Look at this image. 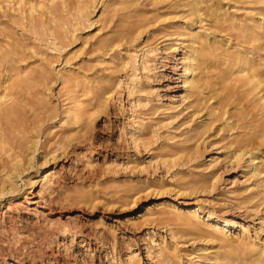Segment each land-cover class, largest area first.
I'll use <instances>...</instances> for the list:
<instances>
[{
    "label": "rangeland",
    "instance_id": "374dc122",
    "mask_svg": "<svg viewBox=\"0 0 264 264\" xmlns=\"http://www.w3.org/2000/svg\"><path fill=\"white\" fill-rule=\"evenodd\" d=\"M15 1L0 0V94L17 76L0 103V184L41 141L14 206L0 200V264H264V0H25L43 5L34 15ZM196 39L200 84L186 93L182 61ZM75 97L91 113L80 123L66 114ZM241 147L253 150L243 162ZM211 155L215 186L202 166ZM166 207L214 211L247 240L210 242Z\"/></svg>",
    "mask_w": 264,
    "mask_h": 264
},
{
    "label": "bare ground",
    "instance_id": "6f19581e",
    "mask_svg": "<svg viewBox=\"0 0 264 264\" xmlns=\"http://www.w3.org/2000/svg\"><path fill=\"white\" fill-rule=\"evenodd\" d=\"M12 1V0H11ZM41 1V0H40ZM44 1V0H43ZM50 1V6H53V5H55V3H56V1L57 0H49ZM63 1V0H62ZM65 1V0H64ZM17 4H19L20 6H28V12L31 14V15H34V14H37V13H39L40 11H42V9H43V5L42 4H33V3H29L28 5L26 4V2H25V0H18V2L17 1H15ZM38 2H39V0H38ZM58 2V1H57ZM60 3H61V1H59ZM94 2V1H93ZM12 3H14V2H12ZM15 3V4H16ZM35 3V2H34ZM67 3V2H66ZM198 3V2H197ZM197 3H196V5H197ZM64 4V3H63ZM12 5H14V4H12ZM11 5V6H12ZM67 5V4H66ZM15 6V5H14ZM17 6V5H16ZM65 6V5H64ZM103 6V5H102ZM199 6H200V4H199ZM46 7H47V5H46ZM49 7V6H48ZM61 7V6H60ZM66 7V6H65ZM67 7H68V5H67ZM21 8V7H20ZM45 8V7H44ZM55 8V7H54ZM63 8V7H62ZM200 8V7H199ZM17 9V8H16ZM18 9H19V7H18ZM52 9V8H51ZM55 9H57V7L55 8ZM54 9V10H55ZM84 8H82V10H83ZM54 10H51V12L53 11V12H55ZM87 10V12L86 13H88V9H86ZM21 11V10H20ZM26 12V11H25ZM219 12V11H218ZM27 13V12H26ZM104 13H105V11H104ZM103 13V14H104ZM54 14V13H53ZM85 14V13H84ZM81 18H83L84 20H85V16L83 15V12L81 11V9H80V12H79V14H78ZM219 16H220V13L218 14ZM38 16V15H37ZM197 16H198V14H197ZM25 17V16H24ZM50 17H51V13H50ZM199 19V18H198ZM206 19H208V18H206ZM216 19H217V16H216ZM25 20H26V18H25ZM55 20V19H54ZM30 21L32 22V20L30 19ZM35 21V20H34ZM90 21V20H89ZM205 21V20H204ZM221 21V20H220ZM40 22V21H39ZM55 22V21H54ZM80 22H82V21H80ZM200 22V21H199ZM29 23V22H28ZM218 23V22H217ZM32 24V23H31ZM35 24H36V22H35ZM49 24V23H48ZM33 25V24H32ZM56 25V24H55ZM32 27V26H31ZM61 27V26H60ZM66 27V26H65ZM34 28H37V27H35L34 26ZM41 29H43V26L41 27ZM54 29V28H53ZM52 29V30H53ZM57 29V28H56ZM44 30V29H43ZM42 30V31H43ZM48 31H49V29H48ZM41 32V31H40ZM45 32V31H44ZM53 32V31H52ZM52 32H50V33H52ZM41 34V33H40ZM43 35H45L44 33H42V37H43ZM48 35V34H47ZM39 36V35H38ZM46 36V35H45ZM44 36V37H45ZM55 36V35H54ZM52 37V44H53V47L54 48H56V46H57V41H58V39L56 38V37ZM60 36V35H59ZM44 37H43V41H44ZM50 37V36H49ZM63 37V36H62ZM180 37V36H179ZM41 38V37H40ZM46 38V37H45ZM47 39H49V38H47ZM60 39H61V36H60ZM204 39V38H203ZM183 40V39H182ZM187 40H190V39H187ZM206 40V39H205ZM38 41V40H37ZM185 41V40H184ZM9 42V41H8ZM11 42V41H10ZM41 43H42V41H40ZM49 43H50V39H49ZM203 43V42H202ZM189 44V43H188ZM199 43H198V40L196 39L195 40V42H193L191 45H185L186 46V49L187 50H185V52H184V58H183V61H182V64H183V71H184V73H183V75H182V78H183V87H184V89H185V91H186V93H188L191 89H193L194 87H198L199 86V84H200V82H199V80L197 79V77H198V74H197V71H198V60H199V58H200V50H199V48H195V46L196 45H198ZM110 45H112V44H110ZM175 46H178L179 44L178 43H175L174 44ZM180 45H182V44H180ZM210 45V44H209ZM227 45V47L229 48V46H228V44H226ZM19 46V45H18ZM109 46V45H108ZM107 46V47H108ZM168 46V45H167ZM167 46H166V48H167ZM169 47V46H168ZM201 47V46H200ZM226 47V48H227ZM109 48V47H108ZM175 48V49H174ZM174 48H172V47H170V49H174L173 50V52L175 51V52H177L179 49L177 48V47H174ZM190 48V51L188 50ZM225 48V49H226ZM224 49V48H223ZM27 50V49H26ZM112 49H110V51H111ZM230 51H231V49H230ZM154 53V51L153 50H151L150 48L148 49V50H146V51H144V53H143V64H145V65H147L148 64V59L151 57V55ZM203 54V53H202ZM24 55V54H23ZM26 55V54H25ZM27 56V55H26ZM25 56V57H26ZM24 58V57H23ZM27 58V57H26ZM25 58V59H26ZM129 58L131 59V60H134V61H136V55L133 53L132 55H130L129 56ZM25 59H23V61L25 60ZM129 59V60H130ZM13 60V59H12ZM11 60V61H12ZM133 61V62H134ZM12 62H14V61H12ZM11 62V63H12ZM25 63V62H24ZM13 64V63H12ZM233 64V63H232ZM1 66H4L3 64L1 65ZM10 66V65H9ZM12 67V66H11ZM10 67V68H11ZM5 68V67H4ZM13 68V67H12ZM12 70V69H11ZM14 70V69H13ZM7 71V68H6V70H5V72ZM8 72V71H7ZM18 72V71H17ZM15 73V72H14ZM13 73V74H14ZM19 73V72H18ZM42 73V72H41ZM47 73V72H46ZM67 73H68V71H67ZM70 73V72H69ZM10 74V73H9ZM247 73H244L243 75H246ZM15 75V74H14ZM17 75V74H16ZM45 75V74H44ZM249 75V74H248ZM68 76V75H67ZM11 77V76H10ZM17 77V76H16ZM16 77H15V79H16ZM68 77H70V76H68ZM8 78V77H7ZM20 78V77H19ZM35 78V77H34ZM71 78V77H70ZM201 78V77H200ZM14 78H13V84H17V82H16V80H15ZM65 79V78H64ZM67 79V78H66ZM65 79V82H67V80ZM73 79V78H72ZM9 80V79H8ZM14 80H15V83H14ZM253 80V79H252ZM252 80H250V81H252ZM44 81H46V80H44ZM71 81V80H70ZM29 82H30V80H29ZM11 83V82H10ZM251 83V82H250ZM253 83V82H252ZM11 85V84H9V85H11V87L10 88H12V86L14 87V85ZM40 84V86H41V83H39ZM38 84V85H39ZM64 84V83H63ZM202 84V83H201ZM9 85H8V81L5 83V87H4V89H2L3 91L1 92V94H0V103H2V102H5L7 99H10V98H12V94H10V88H9ZM50 85V84H49ZM111 85V84H110ZM27 86V85H26ZM39 86V87H40ZM52 86V85H51ZM65 86H66V84H65ZM76 86V85H75ZM47 89V91H49L51 88L49 87H46ZM91 88V87H90ZM87 89V88H86ZM35 90V89H34ZM33 90V91H34ZM112 90V89H111ZM111 90H109V91H106L105 92V94H104V96H103V100H102V102H101V104L105 107V108H107L108 106H109V104H110V102L113 100V97H114V93L111 91ZM45 91V90H44ZM73 91V90H72ZM196 91V90H195ZM14 92V91H13ZM102 93V92H101ZM197 93V92H196ZM40 94H42V92L40 93ZM194 94V93H193ZM13 95H14V93H13ZM43 95V94H42ZM91 95V94H90ZM27 96V95H26ZM29 96V95H28ZM34 96V95H33ZM28 98V97H27ZM46 98H47V96H46ZM76 98V97H75ZM45 99V98H44ZM80 99L82 100V98L80 97ZM79 99V97H77L74 101H73V103H72V105L66 110V114H67V116L69 117V118H71V120L72 121H74L75 123H78L79 121H81L85 116H87V115H90V114H88L89 113V111H87L86 109H85V103L83 102V100L81 101ZM101 99V98H100ZM187 95H185L184 96V98H183V102L185 103L186 101H187ZM99 100V99H98ZM10 101V100H9ZM10 103H11V101H10ZM47 103H48V101H47ZM47 103H45V105L47 104ZM98 103V102H97ZM100 103V102H99ZM98 103V104H99ZM32 104V103H31ZM11 105H14L13 103L11 104ZM19 105V104H18ZM43 106V105H42ZM48 106V105H47ZM69 106V105H68ZM90 107H91V105H89ZM98 106H100V104L98 105ZM28 107V106H27ZM88 107V106H87ZM57 108V107H56ZM3 108H1V110H2ZM44 109V108H43ZM90 109V108H89ZM58 111V110H57ZM64 111V110H63ZM31 112V111H30ZM45 112V111H44ZM43 112V113H44ZM1 113V112H0ZM14 114V112L12 111V110H10L9 111V113H8V115L9 116H12ZM48 115H50L49 113H47ZM6 115V114H5ZM35 115V114H34ZM93 115V114H92ZM7 116V115H6ZM14 116V115H13ZM16 117V116H15ZM34 117H36V116H34ZM48 117V116H47ZM89 117V116H88ZM5 119V118H4ZM85 119H88L87 117L85 118ZM89 119H90V117H89ZM9 119L8 118H6V122L8 121ZM64 120V119H63ZM67 120V119H66ZM65 120V121H66ZM15 121V120H14ZM87 121V120H86ZM62 123H63V121H62ZM80 123V122H79ZM67 124H69V123H67ZM14 125V124H13ZM7 126V125H6ZM37 126V125H36ZM64 126V125H63ZM13 127V126H12ZM11 127V129H13V130H15L14 128H12ZM21 128V127H20ZM23 129V128H22ZM51 129V128H50ZM7 129H5V132H7L6 131ZM52 130V129H51ZM18 130L16 129V132H17ZM24 131V130H23ZM23 131H21V133H23ZM53 131V130H52ZM1 132H3V131H1ZM27 132V131H26ZM25 132V133H26ZM60 134V133H59ZM17 135H18V133H17ZM70 136H72L71 134H69ZM13 136V135H12ZM21 136H22V134H21ZM26 136V135H25ZM6 137H5V135H4V133L0 136V147L2 146V145H6V139H5ZM16 138H17V136H16ZM15 138V139H16ZM20 137L18 136V138H17V140L19 139ZM22 138V137H21ZM26 139V138H25ZM35 139H36V137H35ZM41 139V138H40ZM39 138L36 140V141H34L33 143H31L30 144V146L27 148V151H26V153H25V159L24 158H22V156H17L15 159L17 160L16 161V163H14V164H12V169L10 170H7V172H6V174L5 173H3L2 172V170H1V172L5 175V177H6V179L5 180H3L2 182H1V184H0V200L2 199V198H5L6 196H10L9 198H10V204L9 205H13L14 203H13V201H14V198L15 197H13L14 196V194L16 193V191H17V189H16V185H17V183L20 181V182H22L23 181V178H22V176L24 175V173L26 172V169L25 170H23L22 169V163H23V161H25V166L26 165H28L29 166V168L30 169H33V164H34V162H35V159H36V156H37V153L39 152V147H40V140ZM23 139H20V141H22ZM19 141V142H20ZM24 141V140H23ZM26 141H27V139H26ZM14 142H16L15 140H14ZM18 142V143H19ZM10 144V143H9ZM23 144V143H22ZM15 145V144H14ZM210 145V144H209ZM20 146H22L23 147V145H20V143H19V145H18V148H20ZM26 145H24V147H25ZM42 147V146H41ZM11 148V147H10ZM17 149V148H16ZM22 149V148H21ZM11 151H13L14 149L13 148H11L10 149ZM18 150V149H17ZM202 150L200 149V148H198L197 149V151H196V153H195V157H193V158H195V159H197V160H200V158H202L203 157V155H202V152H201ZM10 152V151H9ZM19 152H20V150H19ZM57 152V151H56ZM252 152H253V150H251V149H247V148H245V147H241V148H239L237 151H236V153H235V159L237 160V161H242V160H244L245 159V157L246 156H248L249 154L251 155L252 154ZM21 153V152H20ZM23 153H24V151H23ZM3 155V154H2ZM14 155V154H13ZM51 156V155H50ZM5 157V156H4ZM11 157H12V155H11ZM210 158V160H208V161H206L205 162V164L204 165H202V166H204L205 167V172L207 171V173L209 174H211V177H212V179H214V184H213V186H215L216 184H217V182H218V177H217V174L216 173H213L214 172V170L213 169H215L214 167L219 163V158H215L214 156H209ZM251 158L250 159H248L249 161H247V162H250L249 164V167H256V169H255V171H257L258 170V165H257V163H256V159L254 158V157H252V156H250ZM3 158V157H2ZM6 158V157H5ZM24 159V160H23ZM51 159V158H50ZM58 159H59V156L58 157H56V156H53V161L56 163L57 161H58ZM194 159V160H195ZM4 160H6V159H3L2 161H4ZM45 162L42 164V167H45V166H47L48 165V162L50 161V160H48L47 161V159L45 158ZM206 160V159H205ZM7 161V160H6ZM6 161H5V166L7 165V163H6ZM203 161H204V157H203ZM1 162V161H0ZM243 162V161H242ZM2 163V162H1ZM23 165V166H24ZM2 166V168H4V165H1ZM24 166V167H25ZM9 167V166H8ZM5 171H6V169H4ZM3 170V171H4ZM2 173H1V175H2ZM50 173V174H49ZM4 179V178H3ZM52 179H54V176L52 175V173H51V171L50 172H48V174H47V176H45V179H44V181H43V187L45 186V185H47L48 183H50V182H52ZM29 183H30V185L32 186V187H34L36 184H37V182H32V180H29ZM91 195V194H90ZM13 203V204H12ZM8 205V206H9ZM14 206V205H13ZM8 208H10L11 209V207L9 206ZM165 210H167V211H171V212H176L177 214H175L174 216H176L177 218H179V219H186V221H187V223L189 224V225H191V226H193V227H195V228H197L200 232H202L203 234H205V235H209L210 236V238H211V240H210V242H214L213 240L214 239H217V238H221L223 241L225 240L224 238H226V240L228 241H232V242H237V241H240V240H243V239H245V241L247 240L246 238H247V236H246V238L245 237H238V236H236V237H234V236H232L231 237V235H228L226 232H225V229H227V228H231V227H233V229L236 227V225H237V223L238 222H235V221H229L228 219H225V216H218L214 211L212 212V211H207L206 212V210H203L201 207H199L198 208V210H195L194 212H191L189 215H185L184 213H182V212H180L177 208H172V207H166V208H164ZM204 214V217H202V215ZM206 218V219H205ZM185 222V221H184ZM244 229H245V226H244ZM197 230V231H198ZM196 231V232H197ZM221 231V234H222V237L220 236V237H218L217 236V233L219 234V232ZM246 231V230H245ZM199 234V233H198ZM246 234V233H245ZM242 236H244V235H242ZM234 238H235V240H234ZM208 239V238H207ZM218 240V239H217ZM209 241V240H208ZM220 241V240H219ZM252 241V240H251ZM261 242V243H260ZM230 243V242H229ZM258 243V245L259 244H261V245H263L264 246V243H263V241H259V242H257ZM256 243V244H257ZM254 244V243H253ZM257 246V245H256ZM256 246H255V249H256ZM258 247V246H257ZM261 250H262V248H261ZM235 251V250H234ZM237 251V250H236ZM250 251V250H249ZM250 253V252H249ZM260 254H261V256H263V254H264V249L262 250V252H260ZM238 255V254H237ZM247 255V254H246ZM260 257V256H259ZM224 258V257H223ZM262 258V257H261ZM226 259H229V258H226ZM218 260H219V258H218ZM223 260V259H222ZM245 260V259H244ZM252 260V259H251ZM254 260V259H253ZM256 261V260H255ZM227 262V261H226ZM236 263V262H235ZM248 262H246V264H247ZM254 263V262H253ZM130 264H133V262H131ZM224 264H227V263H225L224 262ZM256 264H262L261 263V261L260 260H257V262H256Z\"/></svg>",
    "mask_w": 264,
    "mask_h": 264
}]
</instances>
